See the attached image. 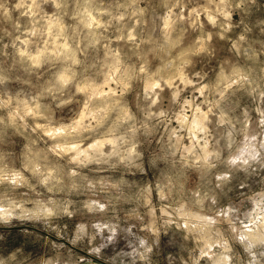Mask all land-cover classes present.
<instances>
[{
	"label": "clouds",
	"instance_id": "obj_1",
	"mask_svg": "<svg viewBox=\"0 0 264 264\" xmlns=\"http://www.w3.org/2000/svg\"><path fill=\"white\" fill-rule=\"evenodd\" d=\"M0 264H264V0H0Z\"/></svg>",
	"mask_w": 264,
	"mask_h": 264
}]
</instances>
